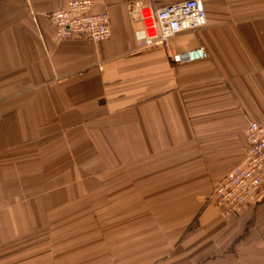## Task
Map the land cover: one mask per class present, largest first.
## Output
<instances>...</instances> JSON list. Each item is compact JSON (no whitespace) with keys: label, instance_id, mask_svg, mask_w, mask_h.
<instances>
[{"label":"crops","instance_id":"obj_1","mask_svg":"<svg viewBox=\"0 0 264 264\" xmlns=\"http://www.w3.org/2000/svg\"><path fill=\"white\" fill-rule=\"evenodd\" d=\"M71 1L0 0V264H264V186L211 200L264 122V0H201L167 45L136 42L133 0H94L106 42L60 39Z\"/></svg>","mask_w":264,"mask_h":264},{"label":"built area","instance_id":"obj_2","mask_svg":"<svg viewBox=\"0 0 264 264\" xmlns=\"http://www.w3.org/2000/svg\"><path fill=\"white\" fill-rule=\"evenodd\" d=\"M157 0L131 1L129 19L135 40L141 45L162 43L187 31L195 32L207 23L201 0H186L169 5H157ZM94 0H73L67 7L50 11L48 20L56 28L60 39L80 36L90 42L104 43L111 37L110 17L105 12L94 13ZM207 58L204 48L172 55L177 63L194 62ZM246 129L247 156L215 185L212 202L223 209L225 216L238 213L255 201L264 185V122L250 123Z\"/></svg>","mask_w":264,"mask_h":264},{"label":"rangeland","instance_id":"obj_3","mask_svg":"<svg viewBox=\"0 0 264 264\" xmlns=\"http://www.w3.org/2000/svg\"><path fill=\"white\" fill-rule=\"evenodd\" d=\"M93 11V10H92ZM106 11V10H105ZM94 12V11H93ZM129 12H130V10H129ZM129 12H128V17H129ZM98 13H100V12H98ZM109 15V14H108ZM130 20V19H129ZM112 25V24H111ZM74 37H80V36H74ZM80 38H82V37H80ZM86 39V38H85ZM107 41V40H106ZM93 42V41H92ZM168 43V42H167ZM167 43H166V45H167ZM174 54V53H173ZM172 54V55H173ZM171 59H172V56H171ZM173 61V60H172ZM259 123V122H258ZM249 127V126H248ZM248 129V128H247ZM245 135H246V130H245ZM247 139V138H246ZM224 179V178H223ZM264 186V185H263Z\"/></svg>","mask_w":264,"mask_h":264}]
</instances>
